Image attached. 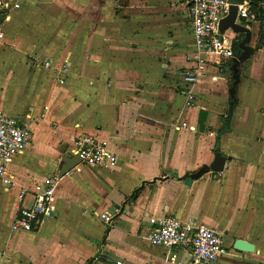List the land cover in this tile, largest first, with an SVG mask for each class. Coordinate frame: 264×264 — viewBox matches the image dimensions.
Listing matches in <instances>:
<instances>
[{"label": "crops", "instance_id": "obj_1", "mask_svg": "<svg viewBox=\"0 0 264 264\" xmlns=\"http://www.w3.org/2000/svg\"><path fill=\"white\" fill-rule=\"evenodd\" d=\"M6 1L18 6L0 23V44L10 48L0 49V111L26 124L31 138L7 166L14 185L6 190L0 179V264H174L172 254L181 259L184 251L146 237L147 219L163 215L216 230L227 251L212 264H264V46L255 48L261 22L245 24L253 50L238 67L233 105L232 58L217 63L216 53L205 55L188 105L182 71L194 47L182 0ZM29 6L71 10L51 23L71 25L68 44L17 50L29 39ZM222 34L231 46L240 35ZM84 133L105 141L115 162L79 161L59 176L38 227L13 230L17 208L30 202L19 197L20 186L59 173L74 137ZM217 150L226 156L223 169L186 183ZM105 211L113 215L109 224L99 216ZM235 239L253 249H235Z\"/></svg>", "mask_w": 264, "mask_h": 264}, {"label": "built area", "instance_id": "obj_2", "mask_svg": "<svg viewBox=\"0 0 264 264\" xmlns=\"http://www.w3.org/2000/svg\"><path fill=\"white\" fill-rule=\"evenodd\" d=\"M189 9L193 32V52L188 56L190 65L183 69L182 80L185 103L194 101L192 87L205 66V55L216 53L220 59L235 56L232 46L226 43L223 34L218 32L219 19L227 12L228 0H182ZM18 4H10L0 0V23L9 19L10 8ZM255 19L250 10L248 0L237 4L236 21L242 24ZM3 33L0 29V38ZM31 138L29 127L16 117L0 111V179L4 189L14 185L13 175L8 172L11 159L22 151ZM69 152L77 155L81 163L103 166L115 162L114 153L107 147V143L93 134H81L73 139ZM59 173H52L43 182L21 185L19 197L29 196L28 205L20 204L12 219L13 230L34 231L41 219L51 211L50 202L55 194V186ZM22 203V202H21ZM100 218L110 223L113 215L109 212L99 214ZM146 237L153 245L163 246L169 252L173 249L184 251L181 259L172 254L174 264H212L227 251L221 235L213 228L197 222L194 218L182 221L174 215L159 217L150 216L147 219Z\"/></svg>", "mask_w": 264, "mask_h": 264}, {"label": "water", "instance_id": "obj_3", "mask_svg": "<svg viewBox=\"0 0 264 264\" xmlns=\"http://www.w3.org/2000/svg\"><path fill=\"white\" fill-rule=\"evenodd\" d=\"M229 5L227 12L224 16H222L219 19L218 22V32L223 33L226 29H231L233 32L243 34V38L238 42V47L241 50L237 55L232 57V65L230 67L232 71V82H231V88H230V107L235 102V85L238 81V65L240 61L245 59L253 50V48L249 45V40L251 37V32L248 26L239 23L236 21V14H237V4L241 3L243 0H228ZM226 160V156L221 154L218 150L214 151V157L213 160L209 165H203L198 170L192 172L189 174V177L185 179L186 183H189L192 178L198 177L204 172H207L211 170L212 172H219L223 169L224 163ZM79 157L77 155H69L68 153H65L62 157V165L59 170V176L63 175L65 172H67L71 167L76 165L79 162ZM233 247L235 249L240 250H252L253 245L243 239H235L233 243Z\"/></svg>", "mask_w": 264, "mask_h": 264}, {"label": "rangeland", "instance_id": "obj_4", "mask_svg": "<svg viewBox=\"0 0 264 264\" xmlns=\"http://www.w3.org/2000/svg\"><path fill=\"white\" fill-rule=\"evenodd\" d=\"M36 1L50 2V3L54 2V1H56V2L58 1V2H60V5H62L61 3L63 1L69 2V0H25V4L29 3V5H31L30 3H34ZM29 7L33 8L32 6H29ZM26 12H27V28L25 29L26 32L23 33L24 34L23 36H24V38H26L28 36L29 39L27 42L18 43V46H16L17 50L28 51V50H30L31 46H33V49H34V47L38 46V44H45L46 47H50V48H52V45H54V44H57L60 48H61V45L68 44L67 39L69 38V34H71V25L68 24V25L56 27V25L51 24V23H54L53 19H55L57 21V19L69 17V15H71V10H67V9L64 10L60 6L59 9H55V10L54 9H44V10L40 9L39 10V9L33 8V9L26 10ZM37 21H38V23H37ZM248 23L249 22H247L246 24H248ZM39 31L41 33H43V35H41L42 37L39 36V38L41 37V39L39 42H36V36H34V35ZM31 35H33V36H31ZM61 41H63L62 44H61ZM12 45H16V43L12 42L11 46ZM11 48L16 49L15 47H11ZM0 49L3 50V49H10V48H6L5 46H3V44H0ZM240 51L241 50H239V52ZM249 55L246 58H248ZM245 59H243L242 61H244ZM242 61H240V63ZM232 63H233V61L231 62V65H232ZM240 63H239V65H240ZM239 65H238V67H239ZM17 116H20V115H17ZM30 127L33 131V136H36V125L31 124Z\"/></svg>", "mask_w": 264, "mask_h": 264}, {"label": "trees", "instance_id": "obj_5", "mask_svg": "<svg viewBox=\"0 0 264 264\" xmlns=\"http://www.w3.org/2000/svg\"><path fill=\"white\" fill-rule=\"evenodd\" d=\"M251 12L254 13L255 19L261 22V27L258 33V41L255 46L256 49L264 46V0H248ZM241 35H238L232 40V49L234 54L239 51L238 42L241 40Z\"/></svg>", "mask_w": 264, "mask_h": 264}]
</instances>
